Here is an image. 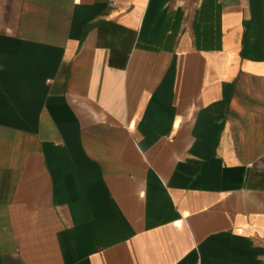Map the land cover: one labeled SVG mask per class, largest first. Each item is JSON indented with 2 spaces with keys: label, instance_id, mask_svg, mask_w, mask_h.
<instances>
[{
  "label": "crops",
  "instance_id": "obj_1",
  "mask_svg": "<svg viewBox=\"0 0 264 264\" xmlns=\"http://www.w3.org/2000/svg\"><path fill=\"white\" fill-rule=\"evenodd\" d=\"M0 264H264V0H0Z\"/></svg>",
  "mask_w": 264,
  "mask_h": 264
}]
</instances>
